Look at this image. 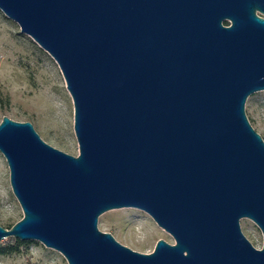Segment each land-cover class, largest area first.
<instances>
[{
	"label": "water",
	"instance_id": "1",
	"mask_svg": "<svg viewBox=\"0 0 264 264\" xmlns=\"http://www.w3.org/2000/svg\"><path fill=\"white\" fill-rule=\"evenodd\" d=\"M0 12L59 68L78 147L2 117L22 218L0 240L39 242L67 264H264V142L244 113L264 90V0H0ZM122 208L173 243L143 254L98 230Z\"/></svg>",
	"mask_w": 264,
	"mask_h": 264
},
{
	"label": "rangeland",
	"instance_id": "2",
	"mask_svg": "<svg viewBox=\"0 0 264 264\" xmlns=\"http://www.w3.org/2000/svg\"><path fill=\"white\" fill-rule=\"evenodd\" d=\"M245 116L264 142V90L248 96ZM6 116L29 122L40 139L66 154H78L73 133V106L63 77L54 60L19 27L0 12V121ZM22 218V211L9 185L7 164L0 154V226L10 229ZM240 230L251 245L260 249L262 235L249 219L239 221ZM99 231L109 233L132 251L148 254L157 240L173 243L170 235L144 212L122 208L98 217ZM0 264H67L60 253L36 241L13 237L0 240Z\"/></svg>",
	"mask_w": 264,
	"mask_h": 264
},
{
	"label": "trees",
	"instance_id": "3",
	"mask_svg": "<svg viewBox=\"0 0 264 264\" xmlns=\"http://www.w3.org/2000/svg\"><path fill=\"white\" fill-rule=\"evenodd\" d=\"M224 25H227V23H225Z\"/></svg>",
	"mask_w": 264,
	"mask_h": 264
}]
</instances>
